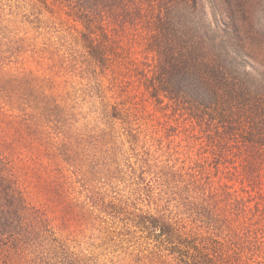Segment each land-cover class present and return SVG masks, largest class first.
<instances>
[{"label":"trees","instance_id":"1","mask_svg":"<svg viewBox=\"0 0 264 264\" xmlns=\"http://www.w3.org/2000/svg\"><path fill=\"white\" fill-rule=\"evenodd\" d=\"M36 1L82 26L92 66L111 76L126 111L153 106L195 151L188 185L207 231L141 221L150 264H251L264 232V0ZM1 104L0 264H92L54 225L77 218L61 147L35 117Z\"/></svg>","mask_w":264,"mask_h":264},{"label":"rangeland","instance_id":"2","mask_svg":"<svg viewBox=\"0 0 264 264\" xmlns=\"http://www.w3.org/2000/svg\"><path fill=\"white\" fill-rule=\"evenodd\" d=\"M82 30L36 0H0V102L8 114L35 117L63 151L77 218L54 225L72 250L92 264H150L141 221L207 231L202 197L188 185L195 151L184 126L153 106L126 111L111 76L92 66ZM258 238L251 264H264V232Z\"/></svg>","mask_w":264,"mask_h":264}]
</instances>
